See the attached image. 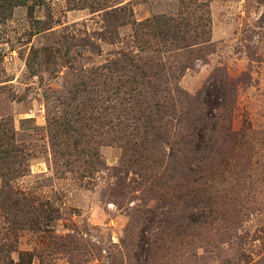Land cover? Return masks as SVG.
<instances>
[{"label":"rangeland","instance_id":"obj_1","mask_svg":"<svg viewBox=\"0 0 264 264\" xmlns=\"http://www.w3.org/2000/svg\"><path fill=\"white\" fill-rule=\"evenodd\" d=\"M0 264H264V0H0Z\"/></svg>","mask_w":264,"mask_h":264}]
</instances>
